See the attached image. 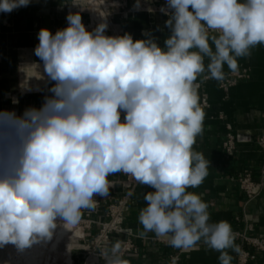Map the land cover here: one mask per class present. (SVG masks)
<instances>
[{
  "label": "clouds",
  "instance_id": "1",
  "mask_svg": "<svg viewBox=\"0 0 264 264\" xmlns=\"http://www.w3.org/2000/svg\"><path fill=\"white\" fill-rule=\"evenodd\" d=\"M30 2L0 0V12ZM162 10H171L164 47L106 35V23L88 31L79 12L55 34L40 29L34 53L54 82L51 95L22 115L0 111V248L52 240L58 221L78 223L122 172L154 189L139 211L140 237L154 233L181 251L203 243L231 264V224L210 222L208 203L188 191L209 174L194 150L205 118L197 81H224L225 65L239 71L238 58L264 45V0H166ZM101 255L104 264H129L119 240Z\"/></svg>",
  "mask_w": 264,
  "mask_h": 264
},
{
  "label": "crops",
  "instance_id": "2",
  "mask_svg": "<svg viewBox=\"0 0 264 264\" xmlns=\"http://www.w3.org/2000/svg\"><path fill=\"white\" fill-rule=\"evenodd\" d=\"M91 1L93 4L90 3ZM144 1L141 0V3ZM147 1L153 6H166V0ZM103 2L105 0H31L27 7H20L10 13L0 12V111L23 113L29 107L40 108L44 97L51 95L48 89L54 82L47 81L44 70L39 71L40 75L30 77L31 80L28 81L30 83H24L21 78L22 68L25 65L43 68V62L34 53L39 43L40 29L47 28L55 34L58 29L66 28L68 26L66 17L69 12H79L83 24L86 25L88 14L91 15L93 9L100 8ZM120 2L117 15L121 16L123 10L131 13L122 16L118 35L127 33L134 40L152 38L159 46L164 47L165 39L171 34L165 23L170 17L157 12H136L134 6L137 0H120ZM91 19L93 22L86 25L88 31H92L101 21L97 19L99 21L95 22L96 20ZM109 29L106 28V32L110 33L106 35L115 36V30L111 27ZM207 62L206 58L205 64ZM238 63L240 68L249 70L251 77L234 87L227 99L218 88L216 80L201 82L198 79L197 81L200 83L198 93L205 118L203 134L197 137L194 150L202 152L209 160V174L199 187L189 188L188 191L200 194L208 203L210 222L226 220L231 224L234 232H243L246 226L250 225L251 237L264 238V193L257 200L247 204L246 197L237 182V175L244 170H251L254 180L259 182L264 167V153L258 144V139L264 135V45L253 48L249 57L238 58ZM224 71L226 74L230 72L226 65ZM38 80H43L45 83ZM21 93L34 95L22 96ZM14 100L18 103H13ZM204 100L208 103L207 107L203 106ZM229 126L232 128L231 132L228 130ZM229 133H233L238 141L235 154L231 158L226 156L223 149V142ZM122 178L121 173L109 176L112 182ZM149 191L154 189L146 185H138L133 190L118 185L110 189L106 198L109 200L108 203L127 199L124 232L113 235L111 241L103 248L92 249L90 258L86 262L84 258L80 260L77 258L75 262L72 257L73 264H88L92 258L95 264H104L101 253L109 250L117 240L122 243L131 241L139 249L138 254L130 253L123 256L129 264H167L171 250L157 242L154 233L149 232L144 237L138 235L143 231L138 220L139 211L146 206L144 195ZM102 207L103 205L98 209L99 215L93 217L94 223L107 219ZM94 223L84 232L81 229L82 237L71 241V250L79 241H85L89 243L87 246L91 247V241L96 238L100 230L99 225ZM227 252L232 257L231 264H236L237 251L228 249ZM255 253L257 259L251 264H264V252L255 251ZM219 255V252L201 243L198 248L187 251L181 264H220Z\"/></svg>",
  "mask_w": 264,
  "mask_h": 264
},
{
  "label": "built area",
  "instance_id": "3",
  "mask_svg": "<svg viewBox=\"0 0 264 264\" xmlns=\"http://www.w3.org/2000/svg\"><path fill=\"white\" fill-rule=\"evenodd\" d=\"M166 6L157 7L151 5L147 0L141 3L139 0V8H136V12H157L162 13L170 17V11L168 10V14L162 9H165ZM131 13L128 10H123L121 13L125 16H128ZM250 72L248 69L240 68L239 71L232 73L229 72L226 74V78L224 81L218 82V88L224 93L226 99L229 96L230 91L236 87L242 81H247L250 79ZM213 81L212 79L207 80ZM203 106L207 107L208 103L206 100L203 101ZM223 119V117H221ZM228 130L231 132L232 128L229 126ZM237 138L233 133H229L223 142V149L228 158L234 156L236 148H237ZM258 144L261 150L264 153V135H262L258 139ZM122 179H118L117 181L112 182V186L110 189H113L114 186H122L127 189H135L138 184L133 177L130 175L122 173ZM237 182L241 191L244 193L246 197V203L250 204L253 201L257 200L264 193V167L261 171V180L256 182L254 180L253 172L251 170H244L237 175ZM109 189V190H110ZM107 196L101 197V199L97 202V206H101V202L106 200ZM127 199H121L117 202L111 203L108 207L107 219L100 223L91 222L89 225L85 226L89 228L92 223L98 224L100 227L99 233L96 238L92 241L93 249H101L106 244H108L113 235H119L124 232L123 222L124 215L127 208ZM252 231V227L250 225L246 226V229L243 232H234L236 233V264H251L256 261L257 256L256 252L261 251L264 252V238L251 237L249 232ZM85 239V238H84ZM157 242L165 245L171 250V254L169 255V260L167 264H170L171 258L173 256H178V264H181L183 257L186 255L187 251H181L178 249H174L170 247L166 242L161 239H157ZM254 250V251H253ZM122 252L123 256L127 254H138L139 249L136 247L134 243L131 241H126L122 243Z\"/></svg>",
  "mask_w": 264,
  "mask_h": 264
},
{
  "label": "bare ground",
  "instance_id": "4",
  "mask_svg": "<svg viewBox=\"0 0 264 264\" xmlns=\"http://www.w3.org/2000/svg\"><path fill=\"white\" fill-rule=\"evenodd\" d=\"M109 9H110L109 5L106 2H103L101 4V7L100 8H96V9H93L91 11V18H93L94 20H96L95 22L99 21L97 19H100L101 21L99 22V24L100 23H106L107 24V28L109 29L111 27L116 32L115 36H119L118 35V32H119L120 25L114 24V22L112 21V18L110 16ZM85 27L87 29V26L86 25H85ZM93 28H91V30ZM121 32L122 31H120V34H121ZM34 66L35 65H33V67ZM33 67L31 65H25V66H23V68H22V75H23V77H21V78H23L24 83L25 82L30 83V82H28L29 80H31V79H29L30 77L33 78L35 75L37 76L40 73L39 71L41 69H42L41 72L43 71V68H40V67L35 68L34 67L35 68L34 69ZM42 74L43 73H41V75ZM41 79H44V78H41ZM35 81H34V83H35ZM38 81H42V82L45 83V81H43V80H38ZM47 81H48V79H47ZM27 83L25 85H27ZM39 83H41V82H39ZM29 85H31V84H29ZM23 87H25V86H23ZM30 88H31V86H30ZM38 88H40V87H38ZM23 89H25V88H23ZM27 89H28V87H27ZM40 90H38V91H40ZM22 91H24V90H22ZM32 93H33V91H32ZM122 114H124V113L122 112L121 115ZM76 225L78 226L77 223H76ZM81 237H82L81 230H79L77 227L75 229L72 224L64 225L62 221H58V227L54 231V235H53L52 240L46 241V242H41V243H38V244H34L31 248L25 249L24 251H20V255L18 254L19 253L18 252L17 255H19V256H18V258H17V260L15 262L16 263H20V264H73V260H72V250H71V241L72 240L80 239ZM62 245H64V250L61 248ZM7 248L8 247L6 245V249ZM11 248H12V245H11ZM1 250H3V249H1ZM15 251L16 250H14L13 252H15ZM9 257H10V255H9ZM9 257H7V258H9ZM1 258H3V257H1ZM95 263L96 262L93 261V258H92L89 261L88 264H95ZM9 264H12V263H9ZM13 264H15V263L13 262Z\"/></svg>",
  "mask_w": 264,
  "mask_h": 264
},
{
  "label": "rangeland",
  "instance_id": "5",
  "mask_svg": "<svg viewBox=\"0 0 264 264\" xmlns=\"http://www.w3.org/2000/svg\"><path fill=\"white\" fill-rule=\"evenodd\" d=\"M98 1V0H97ZM105 2L109 5L110 9H109V13H110V16L112 18V21L114 22V24H117V25H120V20L122 18V16H118V7L120 5V0H105ZM92 3V1L90 2ZM93 4V3H92ZM113 4V5H112ZM91 8V7H90ZM87 9V7L85 8ZM90 10V9H89ZM87 19V24L86 25H89L91 22H92V19H91V15L90 13L88 14V17L86 18ZM105 34H110L108 32H105ZM22 92V90H21ZM22 96H27V95H34V94H23L21 93ZM18 112V111H16ZM23 113L22 112H18V115H22ZM124 119V114L121 115V120L123 121ZM111 181V180H110ZM112 182V181H111ZM94 199H96V201L98 202L101 197H95ZM108 199L104 200L103 202H101L100 205H103V212L107 215L108 213V207L110 206V202L108 203ZM99 206H96V208L94 210H82V216H81V219L79 220V222L77 223L78 226L75 224L73 225L74 228L76 229V227L84 232L85 229V226L86 225H89V223L93 222L94 221V218L96 214L100 213L99 212ZM99 215V214H98ZM81 229H80V228ZM81 231V233H82ZM92 242V241H91ZM89 243H85V241L81 242H77L75 244V248L72 246V257H73V260L76 262L77 258L80 260L81 258H84V262H86L88 260V258H90V253H92V249H93V245H90L91 247H88ZM5 247V248H4ZM2 248H0V264H9V263H12L13 262L15 264H20V263H16L15 261L17 260L18 256L20 255V251L17 250V248H15L14 245H12V248H11V244L7 245V249H6V246H4ZM11 248V249H10ZM61 248L64 250V245L61 246ZM3 249V250H1ZM14 250H16L15 252H13ZM6 251V252H5ZM12 251V252H11ZM19 252V253H18ZM12 253V254H11ZM17 253L19 255H17ZM16 254V255H15ZM10 255V257H9ZM13 255V256H12ZM3 257V258H1ZM9 257V258H7ZM12 257V258H11ZM92 257V256H91ZM11 258V259H10ZM9 262H8V261ZM13 260V261H12ZM7 261V262H6ZM12 261V262H11Z\"/></svg>",
  "mask_w": 264,
  "mask_h": 264
}]
</instances>
